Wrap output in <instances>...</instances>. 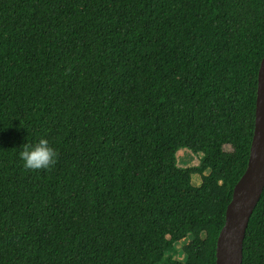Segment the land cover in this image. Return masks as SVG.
Here are the masks:
<instances>
[{"label":"trees","instance_id":"16d2710c","mask_svg":"<svg viewBox=\"0 0 264 264\" xmlns=\"http://www.w3.org/2000/svg\"><path fill=\"white\" fill-rule=\"evenodd\" d=\"M263 55L264 0H0V264H215Z\"/></svg>","mask_w":264,"mask_h":264},{"label":"water","instance_id":"95a60500","mask_svg":"<svg viewBox=\"0 0 264 264\" xmlns=\"http://www.w3.org/2000/svg\"><path fill=\"white\" fill-rule=\"evenodd\" d=\"M264 187V55L255 89L253 129L246 167L232 188L215 244V264H241L248 219Z\"/></svg>","mask_w":264,"mask_h":264},{"label":"clouds","instance_id":"9594fccd","mask_svg":"<svg viewBox=\"0 0 264 264\" xmlns=\"http://www.w3.org/2000/svg\"><path fill=\"white\" fill-rule=\"evenodd\" d=\"M56 156V151L45 138L34 143H25L19 152L23 166L28 169H46L55 164Z\"/></svg>","mask_w":264,"mask_h":264},{"label":"rangeland","instance_id":"374dc122","mask_svg":"<svg viewBox=\"0 0 264 264\" xmlns=\"http://www.w3.org/2000/svg\"><path fill=\"white\" fill-rule=\"evenodd\" d=\"M224 148L226 150H229L230 147L228 145H224ZM199 153H194L191 150L181 147L176 151V161L177 165L179 166H196L199 164ZM191 182L192 184H199L200 177L198 173H192L191 174ZM180 243L177 244V247H179Z\"/></svg>","mask_w":264,"mask_h":264},{"label":"bare ground","instance_id":"6f19581e","mask_svg":"<svg viewBox=\"0 0 264 264\" xmlns=\"http://www.w3.org/2000/svg\"><path fill=\"white\" fill-rule=\"evenodd\" d=\"M190 200H191V198H190Z\"/></svg>","mask_w":264,"mask_h":264}]
</instances>
